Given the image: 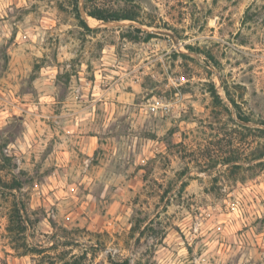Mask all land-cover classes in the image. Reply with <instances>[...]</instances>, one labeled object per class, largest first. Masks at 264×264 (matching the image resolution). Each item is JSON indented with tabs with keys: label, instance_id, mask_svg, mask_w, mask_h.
<instances>
[{
	"label": "rangeland",
	"instance_id": "374dc122",
	"mask_svg": "<svg viewBox=\"0 0 264 264\" xmlns=\"http://www.w3.org/2000/svg\"><path fill=\"white\" fill-rule=\"evenodd\" d=\"M263 122L264 0H0V264H264Z\"/></svg>",
	"mask_w": 264,
	"mask_h": 264
},
{
	"label": "trees",
	"instance_id": "16d2710c",
	"mask_svg": "<svg viewBox=\"0 0 264 264\" xmlns=\"http://www.w3.org/2000/svg\"><path fill=\"white\" fill-rule=\"evenodd\" d=\"M90 16L98 19V20H135L136 18L133 15L130 14H120V13H110L107 14L103 11H94L90 13ZM81 25L89 29L87 23L81 19ZM149 37H152L153 35L149 34ZM214 96H218L216 92H214ZM244 121H250L249 118L244 117ZM264 124V122H263ZM22 188V184L19 180L14 179L13 183L8 187L10 190H20ZM21 209L18 207V205H15L12 209L11 216H10V225L8 226V232L10 234H22L26 232V224L23 219V215L21 213ZM112 264H130L127 260L122 262H113Z\"/></svg>",
	"mask_w": 264,
	"mask_h": 264
},
{
	"label": "crops",
	"instance_id": "0c3cea01",
	"mask_svg": "<svg viewBox=\"0 0 264 264\" xmlns=\"http://www.w3.org/2000/svg\"><path fill=\"white\" fill-rule=\"evenodd\" d=\"M92 139H96V137H92Z\"/></svg>",
	"mask_w": 264,
	"mask_h": 264
}]
</instances>
